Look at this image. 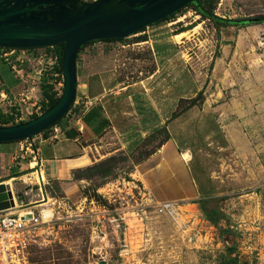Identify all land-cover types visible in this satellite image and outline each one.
I'll list each match as a JSON object with an SVG mask.
<instances>
[{"label":"rangeland","instance_id":"1","mask_svg":"<svg viewBox=\"0 0 264 264\" xmlns=\"http://www.w3.org/2000/svg\"><path fill=\"white\" fill-rule=\"evenodd\" d=\"M213 12L223 19L263 17L264 0H216ZM181 32L184 34L176 37ZM138 38L153 43H141L133 51ZM118 45L130 46L125 50L131 60L125 61L123 67L119 65L121 70L140 71L141 78L147 77L157 65L166 63L168 67L172 61L176 71L171 80L172 97H184L178 100L177 112L199 93L196 105L200 107L208 91L212 94L218 91V84L222 90L218 99L222 97L230 102L235 96L246 107L264 106V22L243 27L216 26L187 7L171 19L148 26L139 35ZM5 51L0 49V55ZM11 64L14 62L0 58V93L3 90L7 96L4 101L0 99V109L3 112L18 109L24 121L29 117L27 108L34 110L31 104H39L41 100L44 75H38L37 67L30 65V61L21 66L16 64L15 72ZM19 73H23L21 78ZM138 75L130 73L124 81H132ZM225 77L230 83H242L241 97L226 86ZM58 88L56 85L54 89ZM197 131V137L187 138L183 128L178 143L182 149L186 144L196 149L200 168L205 167L207 175L212 172V179L205 183L210 192L207 208L219 210L224 217L210 222L199 203H177L189 218L184 220L188 221L185 225L191 227L200 222L201 228L208 229V248L201 250L186 244L185 232L178 230L171 219L155 213L156 202L139 179L135 165L165 138L163 132H156L149 134L135 149H119L110 137L104 140L105 146L100 152L91 154V161L72 174V179L78 181L74 188L79 195L77 203L60 187L53 188L49 199L42 202L53 212V221L39 226L28 236L20 255L24 260L22 264H223L222 257L226 253L221 237L223 230L233 234L237 264H264V186H233V178L235 182L244 178L243 162H235L228 154L219 153L215 143L207 145L206 142L203 148L205 129L201 121ZM257 136L264 145V124H258ZM5 144L9 143L0 146ZM26 144L21 143L23 148ZM204 151L209 155L204 157H210L205 165L201 161ZM17 152L24 151L17 149ZM16 163H7L6 167L5 163H0V176L6 178L8 168H15ZM10 185L14 189L19 183ZM37 210L35 208V213Z\"/></svg>","mask_w":264,"mask_h":264},{"label":"crops","instance_id":"2","mask_svg":"<svg viewBox=\"0 0 264 264\" xmlns=\"http://www.w3.org/2000/svg\"><path fill=\"white\" fill-rule=\"evenodd\" d=\"M137 35L139 33L130 37ZM124 40L96 41L79 50L75 60V101L59 125L61 131L56 140H49L42 134L34 136L31 150L36 156L30 152H17L24 140L0 146V163H5L6 167L7 163L17 162L15 168H8L6 178L0 176V183H19L12 189L15 194L21 195L16 202H44L49 199L53 188L60 187L69 195L67 197H73L74 203H77L79 195L74 188L78 181L72 179V174L91 161V154L100 152L105 146L102 143L104 140L110 137L119 149H135L145 138L165 127L168 138L154 145L135 165L136 172L153 201L196 205L210 197L205 183L212 179V172L207 175L206 168H200L196 149L188 144L182 149L178 138L183 128L187 138L197 137L195 133H198L197 124L200 121L205 129L203 148L206 142L207 145L215 143L219 153L228 154L235 162H243L244 178H240L239 182L233 178L232 185L264 186V145L257 136L258 124H264V106L246 107L235 96L230 102L222 97L218 99L222 91L218 84V91L214 94L208 91L200 107L194 105L172 117L177 113L178 100L184 98L172 97L171 80L176 72L172 61L168 67L166 63L157 65L143 78L141 72L135 70L140 76L124 81L128 74L136 73L124 71L127 68L121 70L119 66L123 67L125 61L131 60L125 50L130 46L118 45ZM135 42L133 51L141 43H153L145 39ZM163 74L166 77L160 78ZM224 80H227L226 86L241 97L242 83H230L226 77ZM182 122L185 126H181ZM202 155L201 161L205 165L206 161H210V157H204L209 156L208 151ZM5 167L3 169L7 171ZM40 205L43 203L33 207Z\"/></svg>","mask_w":264,"mask_h":264},{"label":"water","instance_id":"3","mask_svg":"<svg viewBox=\"0 0 264 264\" xmlns=\"http://www.w3.org/2000/svg\"><path fill=\"white\" fill-rule=\"evenodd\" d=\"M194 0H0V48L36 49L63 44L59 100L35 118L0 126V142L32 139L53 125L73 102L75 57L86 42L125 39ZM20 194L0 183V213L16 208Z\"/></svg>","mask_w":264,"mask_h":264},{"label":"built area","instance_id":"4","mask_svg":"<svg viewBox=\"0 0 264 264\" xmlns=\"http://www.w3.org/2000/svg\"><path fill=\"white\" fill-rule=\"evenodd\" d=\"M82 2L88 3L95 0H81ZM19 52V53H15ZM25 51L27 52L26 54ZM30 51V52H29ZM30 53V54H29ZM0 58L3 59L4 62L11 63L10 68L12 72L17 71L15 65L21 66L23 63H29L30 65L37 67L35 71L38 75L46 77L49 76L52 78V82H55V86L57 85L59 88L57 93H60V89L62 88V76L61 72H58L56 68L58 67V56L54 52L53 47H44V48H36V49H12L6 50L2 52ZM10 60V61H9ZM21 72V71H20ZM44 72V73H43ZM21 78L23 73H19ZM4 91L0 93V99L2 101L7 99V96ZM22 95V94H20ZM28 99L27 96H25ZM14 106V104H13ZM31 107H35L34 110L28 111L27 113L29 117L32 115H40L42 113L41 104L33 103ZM9 113L13 119L12 123L17 124L18 122L23 121V113L15 109L14 111L4 112ZM60 127L58 125L52 126L47 132V139L56 140L58 135L60 134ZM24 142L27 143L25 148L23 145H20L19 150L24 152H30L32 155L36 153L32 152L31 139H24ZM33 159H36L32 156ZM43 200H40L39 203H42ZM17 203V202H16ZM38 201L29 202L27 204L23 202L17 203L16 208L12 211L0 213V264H22L24 260L20 259V255L22 256L23 250L27 245L28 236L31 235V232L36 230L39 226L44 224L48 225L53 221L54 214L50 209L45 208L44 204L40 205L35 213V204H39ZM32 204L33 206H30ZM30 206L26 209V207ZM44 206V207H43ZM155 213L167 217L169 220L171 219L178 230H182L185 232L183 234V240H185L186 244H190L193 247H199V249L204 250L209 247L210 242H208V229H203L200 227L202 223L196 222V225L188 227V225L184 220H189V218L182 213V207L179 206L177 202L164 201V202H156L155 203ZM28 210L24 214H20L19 209ZM49 212V214H48ZM195 218L197 216L194 215ZM200 220V219H199ZM198 220V221H199ZM202 222V219H201ZM194 223V222H193ZM188 230V231H187ZM188 232V234H186ZM203 245L202 246H197ZM201 247V248H200Z\"/></svg>","mask_w":264,"mask_h":264},{"label":"trees","instance_id":"5","mask_svg":"<svg viewBox=\"0 0 264 264\" xmlns=\"http://www.w3.org/2000/svg\"><path fill=\"white\" fill-rule=\"evenodd\" d=\"M215 2H216V0H194L192 3H188L186 6H184V8H187V7L193 8V10L195 11V13L197 15L201 16L202 18H205V19L212 21L216 26L217 25H223V26L243 27V26H248L251 24H259V23L264 22V16L263 17L246 18V19H223V18H220V17L216 16L213 12ZM184 8H182V9H184ZM182 9L174 12L173 14H171V15H169V16H167V17H165V18H163V19H161V20H159V21H157L151 25H154V24H157L159 22L167 21V20L171 19L175 14L180 12ZM151 25H149V26H151ZM145 28H142L137 33L143 31ZM138 39H140V38H138ZM122 40H124V39H104V40L89 41V42L84 43L79 48V50L82 47H84L85 45H88V44H90L92 42H96V41H122ZM0 49L12 50V49H7V48H0ZM62 49H63L62 43L58 44L56 46H53V50L58 56V67L56 68V70L58 72H61ZM18 50H20V49H18ZM79 50L77 51V54H78ZM77 54H76V57H77ZM76 57H75V60H76ZM51 80H52L51 77L46 76V77H43L42 81H41V85H42V87H41V100L39 101V103L41 104L42 113L57 103V101L60 98L61 92H62V88H61L60 93H57V90L54 89L55 84ZM200 96H201V94L199 93L195 98L187 100V101H189L188 105L186 107L182 108L180 111L178 110V112L173 114L172 117H176V116L184 113L188 108H191L192 106L196 105L197 97H200ZM74 101H75V97H74L73 102L70 104L67 112L64 115H62V117L60 119H58L53 125H51L47 129L43 130L40 134H42L46 138L47 132L52 126H55V125L59 126L61 121L63 120V118L67 115V113L72 108ZM14 110L15 109H13V111ZM35 117H36V115H33L32 117H29L27 120L18 122L17 124L27 122L30 119L35 118ZM12 119H13V117L9 113H4L0 109V126H7V125L13 124ZM157 132H163L165 134V138L163 139V141L168 138V133H167L165 127L159 129ZM19 141H22V140L11 141V142H19ZM11 142H0V144L1 143H11ZM89 170L92 171L93 168H89ZM207 202H208L207 199H202L198 203L200 205V209H201L202 213L210 222H216L220 218L224 217L223 214H221V212L217 209H209L208 210ZM221 237H222L223 242H224L225 247H226V253L222 257V263L223 264H237L236 258H235V253H234V247L232 246L233 234L229 230H223V232L221 233Z\"/></svg>","mask_w":264,"mask_h":264},{"label":"bare ground","instance_id":"6","mask_svg":"<svg viewBox=\"0 0 264 264\" xmlns=\"http://www.w3.org/2000/svg\"><path fill=\"white\" fill-rule=\"evenodd\" d=\"M184 34V32H181V33H178L177 35H176V37H181L182 35ZM184 156H186V155H184ZM24 210H19L18 212L20 213V214H24V213H21V212H23Z\"/></svg>","mask_w":264,"mask_h":264}]
</instances>
